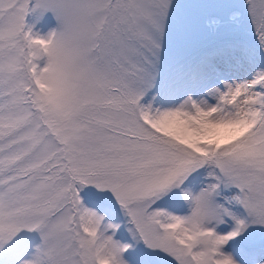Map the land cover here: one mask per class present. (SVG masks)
<instances>
[{"label": "snow or ice", "instance_id": "obj_1", "mask_svg": "<svg viewBox=\"0 0 264 264\" xmlns=\"http://www.w3.org/2000/svg\"><path fill=\"white\" fill-rule=\"evenodd\" d=\"M0 264H264V0H0Z\"/></svg>", "mask_w": 264, "mask_h": 264}, {"label": "rangeland", "instance_id": "obj_2", "mask_svg": "<svg viewBox=\"0 0 264 264\" xmlns=\"http://www.w3.org/2000/svg\"><path fill=\"white\" fill-rule=\"evenodd\" d=\"M35 31H37V32H39V33H41L43 35V34H45L47 32V28H41V27L38 26L35 29Z\"/></svg>", "mask_w": 264, "mask_h": 264}]
</instances>
